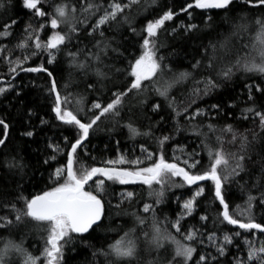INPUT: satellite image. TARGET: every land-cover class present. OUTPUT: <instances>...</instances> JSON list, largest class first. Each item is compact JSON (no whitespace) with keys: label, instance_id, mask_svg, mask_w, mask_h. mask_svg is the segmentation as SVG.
<instances>
[{"label":"trees","instance_id":"trees-1","mask_svg":"<svg viewBox=\"0 0 264 264\" xmlns=\"http://www.w3.org/2000/svg\"><path fill=\"white\" fill-rule=\"evenodd\" d=\"M88 2L100 5L99 10L94 13L82 11ZM113 2L46 0L39 7L48 15L40 17L24 8L22 0H0L3 4L0 7V31L10 25L7 28L10 35L0 37V49H3L0 51V79H4L0 88L6 89L0 94V119L8 125L5 138L3 126H0V138L5 140L0 145V217L12 221L0 228V247L7 241H14L32 256H41L48 235L46 226L28 217L16 221L11 205L23 210L24 200L20 197L31 199L62 183L63 180L53 179L55 170L66 166L71 144L81 135L76 126L56 118L53 111L55 94L50 91L52 80L56 81L62 97H70L68 109L82 122H90L100 111L92 108L94 103L106 106L115 99L114 93L130 87L131 65L142 54L147 22L160 18L169 10L176 15L154 38L156 58H162V72L153 81H144L142 91L133 90L123 97L119 115L108 113L97 121L77 150V167L112 166L135 170L152 165L162 151L168 162H176L185 168L183 160L190 163L199 160L191 171L202 173L210 164L209 148L222 149L229 161L222 174L228 176L223 195L230 211L236 218L246 221L247 217L240 213L248 207L251 195L255 197L251 202V215L256 223L264 225V129L260 127L259 117L246 111L254 108L264 113V76L235 67L231 78L219 75L235 65L238 58L248 53L256 55L252 50L258 28L255 21L257 18L264 20V6L234 0L226 10L193 7L182 11L193 0H139L115 20L96 29L97 20ZM115 2L125 4L128 0ZM61 4H67L69 9L75 7L76 11L69 13V23L52 29L50 20L55 16V6ZM192 25L195 27L190 28ZM73 26L75 31L71 30ZM54 32L66 35L67 39L60 51L52 50L55 60L49 63L48 52L37 50L34 41L39 36L41 42H47ZM26 40L28 47L19 48L18 45ZM33 52L37 54L32 55ZM69 52L78 55L73 59ZM25 56L29 59L23 64L17 66L14 63ZM197 62L198 66L193 67ZM41 66L52 76L44 71L23 70ZM12 67L16 68L15 72L10 71ZM182 72L192 75L183 82L172 84ZM209 79L216 87L205 91ZM169 84H172L170 88ZM257 86L262 91H256ZM157 88H168L167 96L160 95ZM156 105H159L158 109ZM129 125L140 134L133 135ZM209 125L215 126V130L210 131ZM228 125L235 130L237 138L234 142L231 133L221 131ZM28 132L32 135H26ZM164 136L169 140L161 149L159 140ZM218 136L221 141H217ZM148 153H153L152 159H147ZM120 156L129 161L138 158L143 163H106ZM240 156L244 157L242 161ZM238 163L243 170L236 168ZM234 168L238 174L233 173ZM94 179H105V190L101 194L104 216L88 233L72 234L71 242L64 246L62 264H169V261L184 264L181 258L173 260L175 245L171 242L162 240L163 247L152 242L154 225L159 226L164 236L171 234L196 249L188 264H238V261L240 264H259L256 259L248 261L250 245L246 241L259 248L264 244V233L248 232L224 222L220 215L223 207L214 195L212 181L186 186L180 177H173L163 185L153 184L149 188L140 182L120 184L102 176ZM200 186L204 192L196 198L192 214L181 218L183 202L192 198ZM85 190L95 193L94 183L90 181ZM161 191L162 196L158 195ZM128 192L133 193L131 198H127ZM145 204L152 206L149 212L143 211ZM137 217L144 223H139ZM177 220H180L179 233L172 227ZM189 231H196L195 240H184L183 234ZM126 232L129 233L127 239L136 242L135 258L116 261L111 255H104L109 252V245ZM236 232L240 235L236 236ZM225 235L232 237V243H225ZM219 247L225 249L223 255L217 250ZM200 256L206 259L201 262ZM5 264H23V259L12 252ZM39 264H45L44 259H40Z\"/></svg>","mask_w":264,"mask_h":264},{"label":"snow or ice","instance_id":"snow-or-ice-1","mask_svg":"<svg viewBox=\"0 0 264 264\" xmlns=\"http://www.w3.org/2000/svg\"><path fill=\"white\" fill-rule=\"evenodd\" d=\"M46 2V0H22L23 7L33 11V14L36 16L43 17L48 15L45 13L39 5ZM246 3L252 6H264V0H256V3L253 4V0H245ZM139 3V0H128V3L121 4L119 2H114L109 4L108 8L105 9L104 14L100 16L97 20L95 28L99 29L102 25L107 24L111 20H115L118 15L124 12L126 8H129L132 4ZM234 3V0H193V3H190L182 11H187L189 8H198V9H216V10H226L230 5ZM0 7H3V4L0 3ZM100 5L93 4L88 2L82 11L86 13H94L98 11ZM110 9V10H109ZM55 16L50 20V26L52 29H57L62 23H69V13H75V7L69 9L67 4H61L55 6ZM176 15L171 10L166 11L160 18L155 19L154 21H149L146 24L144 31L146 36L143 39L141 45L143 51L142 54L135 60L131 65V71L129 75L133 77L130 87L127 88L124 92L114 93L115 99H113L106 106H102L100 103H94L92 105L93 109H99V114L95 115L90 122H82L72 110L68 109V104L71 103L69 96H61L59 91H57L56 81L52 80L51 92L55 94V105L53 111L56 114V118L61 122L67 125L76 126L81 135L71 144V149L67 153V163L64 167H59L55 170L53 179L55 181L63 180L62 183H58L49 191H45L41 195H36L31 199L20 197L24 200V209L16 208L15 204L11 205V209L16 213V221H21L22 217H28L31 220L37 222L38 224H43L46 226L47 230V239L46 246L41 253L40 257H34L31 253H28L22 245L16 244L14 241H7L0 247V264H5L6 258L10 253L15 252L19 254L23 259V264H39L40 259H44L45 264H62L63 261V249L64 246L71 242L72 234L83 235L88 233L90 230L94 229V226H97L98 223L104 216V203L101 199V194L104 192L105 188V179H94L95 177L102 176L105 177L108 181L118 182L120 184H129V183H143L149 188L153 184L163 185L167 180L173 177H180L186 186L197 185L200 181H212L214 184V195L216 199L223 206L222 212L220 215L223 218L224 222H227L230 225L238 226L239 229L251 232L252 230H257L261 233H264V225L256 223L251 215V202L255 199L251 195L248 197V207L240 213L247 217L246 221H242L236 218L235 214L230 211L229 204L225 201L223 195V185L227 182L228 176L222 174V169H226L228 166V158L223 152L222 149L213 150L209 148V167L202 173H193L191 170L195 169L200 163L199 160H194L191 163L189 160L185 159L182 161L185 167H181L176 162H168L163 152L158 156V159L153 162L152 165L144 168H136L135 170L121 169L117 167L111 168H98L91 167L90 169L80 165L77 167V150L82 146L83 140H85L89 135V130L108 113L113 115H119V107L123 103V97H125L129 92L136 90L137 92L142 91L145 88L144 81H153L154 77H157L159 73L162 72V67L160 60L156 58V41L155 37L158 34V31L161 30L167 21H171ZM210 18V17H209ZM12 23H15L13 21ZM258 26L257 31L254 36V41L252 44V50L256 53L255 56H251V53L246 54L244 57L238 58L235 62V65L227 67L225 70L219 73L226 79L231 78L233 74V67L237 70L244 71L247 73H256L261 76H264V20L257 18L255 21ZM10 25L5 26L4 31H0V37H6L10 35L7 31V28ZM43 28L44 26L41 25ZM195 27V25L190 26V28ZM245 30L247 29L246 25H242ZM72 31H75L73 26ZM103 33H101L102 35ZM29 40L32 39V36L29 35ZM66 35L61 34L60 32H54L47 40V42H41L39 36L35 38L34 47L37 50L43 49L48 52L50 57L49 63L54 62L55 52L60 51V46L64 45L66 42ZM225 45H221L224 47ZM19 48L23 49L28 47L27 40L18 45ZM3 51V49H0ZM36 52H33L32 55H36ZM73 59L78 55V53H68ZM251 56V59L248 57ZM99 59V57H96ZM29 59L28 56H25L23 60H17L14 63L17 66L23 64ZM194 65L193 67H197ZM83 67V65H80ZM24 71L29 72H40L44 71L51 77L52 73L44 67H32L23 69ZM11 72H15L16 68H10ZM191 73L182 72L179 73L176 77V80L172 84L183 82L191 77ZM168 85V88L172 86ZM216 87V84L209 79L206 84L205 91L208 88ZM168 88L160 90L157 88V92L160 95L167 96ZM6 89L0 88V94H2ZM256 91H262L261 88L257 86ZM251 93V90H250ZM251 94L249 99H251ZM155 108H159V105H156ZM247 112H254L255 116L260 119V127L264 129V113L255 111L254 108L246 109ZM200 114V113H197ZM247 118V117H245ZM0 126H3L4 136H7L8 125L4 120L0 119ZM130 132L133 135H139L140 133L137 129L133 128L131 125L128 126ZM210 131L215 130V126H208ZM222 132L231 133L232 141L236 140L235 130L231 125H228L226 128L221 130ZM200 134V133H197ZM26 135L31 136L32 132L26 133ZM217 141H221V137H216ZM246 139V137H245ZM169 140V137L164 136L159 140L161 149L163 148L165 142ZM5 140L0 138V145H3ZM59 151V149H57ZM145 151H147L145 149ZM153 153H148L147 159H152ZM55 159V157H52ZM178 160L179 158H174ZM244 157L240 156L239 160H243ZM110 165H120L125 163H130L132 165H139L143 163L142 160H127L124 156H120L117 160H109L106 162ZM236 168L242 169V166L238 163ZM236 168L233 169V173H236ZM92 181L95 185V193L93 191H86L85 186L89 185V182ZM181 185V186H184ZM204 192L202 186L198 187L195 191L192 198L184 202L183 208L186 210L187 215H191L194 210V204L196 198L200 197ZM158 195L162 196L163 192L161 191ZM127 198L133 196L132 192L126 194ZM159 203V200L157 201ZM152 208L151 205L145 204L143 211L149 212ZM183 218V215L181 216ZM139 223L143 224L144 220L137 217ZM201 219H207V217H201ZM0 228L5 227L8 224H11L12 221L6 217H0ZM172 227L176 229V232H180V220L175 221ZM154 233L152 242L156 244L157 247H163L161 243L162 240H168L173 245H175L173 260L176 258H181L184 264L192 259L193 254L196 249L189 244H184L178 240L175 236L168 234L164 236L161 233V230L158 225H154ZM134 231V230H133ZM129 233H125L123 237L115 241L113 244L109 245V252L104 253V255H111L116 261L123 260H132L135 258L137 253L136 242L133 239H127ZM147 235V233H145ZM236 236L240 235V232L235 233ZM197 237L196 231H189L187 234H183L184 240L193 241ZM212 239V237H209ZM224 241L226 244L232 243V237L229 235L224 236ZM250 247L248 251V261L256 259L259 261V264H264V244L259 248H255L252 245L251 241H246ZM221 255L224 254L225 249L219 247L217 249ZM206 259L204 256H200L199 260L203 262ZM169 264H172V261H169ZM238 264L240 262L238 261Z\"/></svg>","mask_w":264,"mask_h":264},{"label":"rangeland","instance_id":"rangeland-1","mask_svg":"<svg viewBox=\"0 0 264 264\" xmlns=\"http://www.w3.org/2000/svg\"><path fill=\"white\" fill-rule=\"evenodd\" d=\"M117 159H118V158H117ZM137 159H138V158H134L133 160H137ZM187 200H188V199H186L185 201H187ZM185 201H184V202H185ZM184 202H183V204H184ZM181 214H182V215H187V214H186V210H185L184 208H182V210H181Z\"/></svg>","mask_w":264,"mask_h":264},{"label":"water","instance_id":"water-1","mask_svg":"<svg viewBox=\"0 0 264 264\" xmlns=\"http://www.w3.org/2000/svg\"><path fill=\"white\" fill-rule=\"evenodd\" d=\"M2 80L0 79V82H1ZM83 142H84V140H83ZM82 142V143H83ZM182 167V166H181ZM98 168H111V166H105V167H98ZM117 168H121V167H117ZM121 169H125V168H121ZM199 183V182H198ZM223 207V206H222Z\"/></svg>","mask_w":264,"mask_h":264},{"label":"bare ground","instance_id":"bare-ground-1","mask_svg":"<svg viewBox=\"0 0 264 264\" xmlns=\"http://www.w3.org/2000/svg\"><path fill=\"white\" fill-rule=\"evenodd\" d=\"M2 81L0 82V83H2L3 81H4V79H1ZM4 138H5V136H4ZM3 138V139H4ZM83 144V143H82ZM97 167H105V166H97ZM112 167V166H111ZM39 195H41V194H39Z\"/></svg>","mask_w":264,"mask_h":264}]
</instances>
